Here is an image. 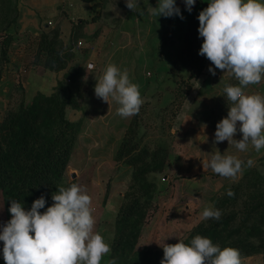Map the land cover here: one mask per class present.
<instances>
[{
  "label": "rangeland",
  "instance_id": "374dc122",
  "mask_svg": "<svg viewBox=\"0 0 264 264\" xmlns=\"http://www.w3.org/2000/svg\"><path fill=\"white\" fill-rule=\"evenodd\" d=\"M6 2L10 9L14 7L15 0ZM158 3L159 0H139L140 13L129 10L125 0H93L90 3L66 0L60 5L64 11L63 21L60 23L64 38L67 37L72 21L76 24L79 21L88 25L96 23L90 32L87 31V36L79 37L73 42L69 39L65 41V46L71 47L74 55L67 71L71 72L81 66L82 73L76 82L64 79L61 86L60 95L63 97L73 93L80 105L78 110L69 107L66 110L70 121H80V130L62 184L74 182L87 190L92 201L94 231L101 234L109 246L114 237L115 217L130 183L131 167L126 163L115 162V154L127 127L133 118L137 119L139 127L136 139L141 141L142 146L152 150L164 145L169 150L177 137L182 107L194 84L189 88L190 83L182 75V72L188 73V70L174 64L180 52L178 45L183 33L172 34L167 24L171 17L153 15L152 8ZM113 7L114 10H111ZM92 14L95 15L91 17ZM55 19L59 20L60 17L57 16L52 21ZM170 40L175 43L170 45ZM32 43L35 41H31ZM35 48L36 46L31 51L29 62L20 65L17 70L9 66V58L3 67L0 79V121L7 109L17 104L21 96H25L21 86L23 70H38L37 65L32 66ZM109 61L121 71L126 70L130 80L139 85L144 101L139 114L122 118L116 115L118 105L115 102L108 105L95 96L96 79ZM89 65H94V68L90 69ZM229 105L230 102H225L224 105L220 102L214 109L226 112ZM242 161V173L235 180L225 178L224 187L238 181L243 172L250 169L264 174V154L253 159L251 167L247 166V159ZM166 166L162 173L149 176L155 180L157 190L142 228L137 250L143 247L160 249L163 241L169 244L184 239L196 224L205 220L201 216L204 208L212 207V197L224 189L209 184V189L204 194L205 199H201L202 203L207 201V206H202L201 201L196 200L190 203L189 198L181 191V186L174 190L171 185H175L163 178ZM206 175L212 178V182L222 178L214 172ZM208 201H211L210 205ZM185 205L188 208H184ZM5 223L0 194V228ZM2 249L3 242L0 241V256H3ZM109 254L102 257L101 264L107 263ZM242 264H264V254L243 258Z\"/></svg>",
  "mask_w": 264,
  "mask_h": 264
},
{
  "label": "trees",
  "instance_id": "16d2710c",
  "mask_svg": "<svg viewBox=\"0 0 264 264\" xmlns=\"http://www.w3.org/2000/svg\"><path fill=\"white\" fill-rule=\"evenodd\" d=\"M81 1L90 3L93 0ZM0 3V26H3L0 29L1 79L13 40L6 30L16 22L17 8L14 4L10 9L6 0H0ZM197 17L188 19L181 36L180 52L174 62L188 70L189 88L192 81L203 73L208 61L198 54L203 38L198 34ZM83 27L82 21L73 25L69 41L87 36ZM36 40L34 66L41 64V68L50 72L69 68L74 55L72 48L61 40L58 27L43 31ZM173 43L170 40L169 44ZM81 73V66H77L71 72L66 71L64 79L76 82ZM61 86L62 81H58L50 94L37 93L29 103H25L24 96H21L0 121V194L6 222L11 218L8 211L10 200L19 201L25 210H29L32 202L43 196L45 207L39 210L43 213L52 205V194L59 186L68 187L74 183L62 184V179L80 130V121H70L66 110L68 107L78 110L80 105L73 93L62 97ZM138 127L137 119L133 118L115 154L116 163L131 167V176L115 217L114 237L107 261L115 258L117 264H160L162 248L137 250L136 246L157 190L155 180L149 176L163 172L169 150L164 145L152 150L142 146L136 139ZM229 190L233 196L227 194ZM211 205L222 213L220 219H205L196 224L182 239L186 244L201 235L221 248L238 249L241 259L264 254V174L253 169L243 172L238 181L212 197Z\"/></svg>",
  "mask_w": 264,
  "mask_h": 264
},
{
  "label": "clouds",
  "instance_id": "9594fccd",
  "mask_svg": "<svg viewBox=\"0 0 264 264\" xmlns=\"http://www.w3.org/2000/svg\"><path fill=\"white\" fill-rule=\"evenodd\" d=\"M191 12L196 0H183ZM129 10L139 12V0H125ZM114 10V7L111 9ZM153 15L184 19L175 0H159ZM198 34L203 38L198 54L208 59L215 69L236 78L238 85L225 84L223 92L230 105L227 116L215 126L214 143L227 141L237 150L246 152L249 145L259 152L264 148V96L247 94L249 85L264 80V2L261 0H209L197 17ZM94 68V65H89ZM210 74L215 75L212 67ZM97 98L118 107L116 115L128 118L139 114L144 103L139 85L133 83L127 71H121L109 61L96 79ZM239 122V124H238ZM237 131L242 135L234 139ZM243 161L235 155H223L217 150L203 161L204 169L235 180L242 173ZM247 166H253L248 160ZM233 196L229 190L227 193ZM52 205L41 213L45 199L41 196L25 210L17 200H10L11 218L0 228L5 264H101L111 252L101 234L94 231L91 197L75 183L59 186L52 194ZM222 213L214 207L204 208L202 219L219 220ZM161 247V246H160ZM160 264H242L241 254L233 247L221 248L211 239L196 235L186 244L163 241ZM107 264H117L115 258Z\"/></svg>",
  "mask_w": 264,
  "mask_h": 264
},
{
  "label": "crops",
  "instance_id": "0c3cea01",
  "mask_svg": "<svg viewBox=\"0 0 264 264\" xmlns=\"http://www.w3.org/2000/svg\"><path fill=\"white\" fill-rule=\"evenodd\" d=\"M65 1L15 0L17 19L6 30L8 34L13 36L11 46L8 50L9 66H13L17 70L21 67L20 65L29 62L31 51L36 46V39L43 31L48 29L58 27L61 31V40L66 45L65 41H68L72 27L76 23L72 21L73 23L70 25L66 34L67 37L64 38L63 30L60 26V23L63 21L64 11L60 5ZM208 2L209 0H196L191 12H188L183 0H175L176 6L180 9L184 19L172 16L167 21L172 34L174 32H181L182 34L188 19L192 16H198L199 12L207 7ZM261 2H264V0H261ZM94 15L92 14L91 17ZM57 16L60 19L52 21ZM95 25L96 23L90 25L84 24L83 31L87 34V31L90 32ZM31 41H35V43L31 44ZM180 44L181 40H179L178 49ZM209 67L214 69L215 75L209 73ZM36 68L38 69L37 71L35 69L23 70L24 76H22L23 82L21 86L25 92V103L31 102L37 93L50 94L56 83L64 80V74L67 71L50 72L38 65ZM182 75L184 78H187L188 73L184 71ZM192 83L194 84L190 90L189 98L186 99L179 115L180 123L177 137L170 146L169 161L167 162V169L163 178L167 179L169 184L173 183L175 185L174 187L171 185V188L174 190L176 187L181 186V191L185 197L189 198L190 203L196 200L201 201L202 206H207V201L205 200L202 203V198H204V194L208 191L209 186H217L218 189H221L224 187V180L228 178L225 179L222 177L219 178L220 181L214 180L212 182V178L206 175V173L212 171L203 168V161L210 159L211 154H214L217 150L223 155H235L241 160H253L264 154V148L256 152L249 145L248 151L241 152L233 145H228L227 141L214 143L216 123L222 118H225L228 111L227 109L226 112L224 110L219 112L214 107L220 104V102H222V105L228 102L223 89L225 84L238 85V81L234 76L215 69V66L208 60L203 73L197 79L193 80ZM245 91L247 94H260L264 96V80L259 84L249 85ZM209 118H212V120H209ZM233 138L239 140L242 138V135L237 131ZM221 181L222 183H220ZM210 204L211 201L209 202ZM184 208H188V205H185ZM0 264H5L3 256H0Z\"/></svg>",
  "mask_w": 264,
  "mask_h": 264
},
{
  "label": "built area",
  "instance_id": "2783aa9c",
  "mask_svg": "<svg viewBox=\"0 0 264 264\" xmlns=\"http://www.w3.org/2000/svg\"><path fill=\"white\" fill-rule=\"evenodd\" d=\"M50 24V23H49ZM81 43L79 42L78 45H80Z\"/></svg>",
  "mask_w": 264,
  "mask_h": 264
}]
</instances>
